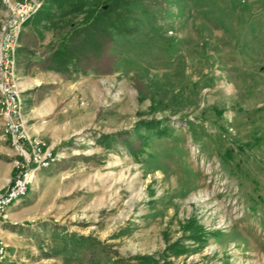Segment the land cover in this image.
<instances>
[{"label": "rangeland", "instance_id": "1", "mask_svg": "<svg viewBox=\"0 0 264 264\" xmlns=\"http://www.w3.org/2000/svg\"><path fill=\"white\" fill-rule=\"evenodd\" d=\"M132 8L138 30L115 38L108 74L27 67L42 50L21 58L18 48L23 125L62 154L0 218V264H63L49 256L56 228L116 258L264 264V0ZM8 16L0 0V38ZM55 40L44 31L43 45ZM3 89L0 74V189L21 159L4 135Z\"/></svg>", "mask_w": 264, "mask_h": 264}, {"label": "trees", "instance_id": "2", "mask_svg": "<svg viewBox=\"0 0 264 264\" xmlns=\"http://www.w3.org/2000/svg\"><path fill=\"white\" fill-rule=\"evenodd\" d=\"M135 0H44L41 8L25 22L26 31L20 33V57L35 55L42 50L38 60L26 58L25 65H38L42 71L62 75L93 69L108 74L114 69L112 54L115 38L130 36L137 32L140 20L132 5ZM52 30L56 40L43 45L44 31ZM138 91L142 86L136 82ZM153 128L155 122L141 121ZM159 125V124H157ZM136 131H139L136 128ZM164 129L159 133L163 134ZM116 135H113L114 137ZM118 140L128 144L132 154L133 143L129 136L117 134ZM190 224V228H192ZM57 225H55L56 227ZM187 228V227H186ZM192 237H198L201 227L192 228ZM53 246L49 256H62L63 264H154L150 256L116 258L117 252L91 236L69 235L58 228L52 232ZM80 253V257L76 255Z\"/></svg>", "mask_w": 264, "mask_h": 264}, {"label": "built area", "instance_id": "3", "mask_svg": "<svg viewBox=\"0 0 264 264\" xmlns=\"http://www.w3.org/2000/svg\"><path fill=\"white\" fill-rule=\"evenodd\" d=\"M9 16L0 38V74L3 79L2 116L4 135L18 150L21 159L15 162V172L7 186L0 189V218L15 206L36 185L42 170L51 167L62 153L48 147L41 139L31 136L23 125L20 88L15 84L16 52L20 47V33L25 22L41 8L44 0H5ZM6 244L0 238V259Z\"/></svg>", "mask_w": 264, "mask_h": 264}, {"label": "crops", "instance_id": "4", "mask_svg": "<svg viewBox=\"0 0 264 264\" xmlns=\"http://www.w3.org/2000/svg\"><path fill=\"white\" fill-rule=\"evenodd\" d=\"M18 79L20 80V69H19V74H18ZM26 128V130L28 131V133L31 135V136H35V134H33L34 132L33 131H30L31 129L30 128H28V127H25ZM20 203V202H19ZM18 203V204H19ZM18 204H16V205H18ZM15 205V206H16ZM12 207H14V206H12ZM12 207H10L9 209H11ZM8 209V210H9ZM8 213V212H7Z\"/></svg>", "mask_w": 264, "mask_h": 264}]
</instances>
